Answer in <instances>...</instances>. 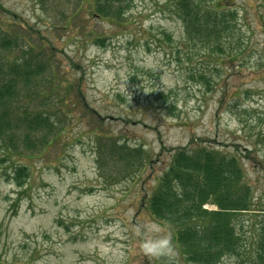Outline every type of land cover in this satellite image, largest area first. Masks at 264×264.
Returning <instances> with one entry per match:
<instances>
[{
  "label": "rangeland",
  "instance_id": "1",
  "mask_svg": "<svg viewBox=\"0 0 264 264\" xmlns=\"http://www.w3.org/2000/svg\"><path fill=\"white\" fill-rule=\"evenodd\" d=\"M217 1L236 11L242 48L210 53L189 40L167 0H125L120 18L96 16V0H0V33L12 39L0 64H44L19 80L10 108L49 122L31 146L21 127L14 147L0 140V264H169L142 249L149 219L177 231L148 199L174 151L199 146L238 157L252 191L253 210L234 219L238 253L218 264L253 254L264 222V0ZM176 247L178 264H193Z\"/></svg>",
  "mask_w": 264,
  "mask_h": 264
},
{
  "label": "trees",
  "instance_id": "2",
  "mask_svg": "<svg viewBox=\"0 0 264 264\" xmlns=\"http://www.w3.org/2000/svg\"><path fill=\"white\" fill-rule=\"evenodd\" d=\"M111 1L120 3L115 11L108 6ZM123 1L96 0V16L107 17L106 12H112L115 18H120ZM167 2L172 13L180 19L186 37L200 40L210 53H223L222 44L228 45L229 51L242 48L239 34L237 40H231L235 32H240L234 9L220 5L217 0L215 3H206V0ZM232 41L237 44L235 47ZM10 44L12 39L2 31L0 47L6 48ZM33 59L21 57L7 66L0 64V140L6 139L4 145L14 147L13 131L21 127L24 145L31 146L30 133L49 124L46 117L38 113H30L25 108L17 112L10 108L18 92L19 80L28 82L43 69L44 64ZM240 163L235 155H226L212 148L179 147L172 155L168 170L158 180L147 208L153 216L177 227L173 240L183 250L187 262L218 264L223 256L238 253L240 236L234 219L242 211L253 210L252 191L244 182ZM16 171L14 179L18 186H22V179L27 176L25 167H17ZM207 202L214 204L215 208L203 207ZM233 264H264V222L260 225L253 254L246 260L237 259Z\"/></svg>",
  "mask_w": 264,
  "mask_h": 264
},
{
  "label": "clouds",
  "instance_id": "3",
  "mask_svg": "<svg viewBox=\"0 0 264 264\" xmlns=\"http://www.w3.org/2000/svg\"><path fill=\"white\" fill-rule=\"evenodd\" d=\"M142 249L153 257H167L169 264H178L179 252L170 230L155 219H149L143 225Z\"/></svg>",
  "mask_w": 264,
  "mask_h": 264
}]
</instances>
